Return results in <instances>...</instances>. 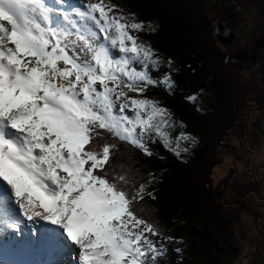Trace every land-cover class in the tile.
<instances>
[{
  "label": "snow or ice",
  "instance_id": "obj_1",
  "mask_svg": "<svg viewBox=\"0 0 264 264\" xmlns=\"http://www.w3.org/2000/svg\"><path fill=\"white\" fill-rule=\"evenodd\" d=\"M116 7L87 0L73 20L46 0H0V225H51L80 264H149L159 254L147 235L158 231L133 208L155 196L115 170L111 141L151 155L144 138L166 139L169 114L138 96L172 81L152 77L160 61L132 34L143 22Z\"/></svg>",
  "mask_w": 264,
  "mask_h": 264
},
{
  "label": "trees",
  "instance_id": "obj_2",
  "mask_svg": "<svg viewBox=\"0 0 264 264\" xmlns=\"http://www.w3.org/2000/svg\"><path fill=\"white\" fill-rule=\"evenodd\" d=\"M119 1L136 22H143L144 29L136 36L160 61L158 69L149 67L150 74L157 81L170 76L173 82L170 88L158 83L146 92L174 116L177 122L170 132L175 140L149 134L144 142L151 155L129 143L111 141L117 144L115 170L127 173L136 187L146 184L155 196H145L133 206L138 216L154 225L159 235L153 236L168 240L167 257L160 251L149 264H238L241 244L234 240L235 221L224 199L237 169L230 168L217 179L215 175L241 133L242 96L235 79L224 59L219 69L211 65L209 48L202 45L177 0ZM133 66L140 69L139 64ZM201 94L207 95L203 103L189 99ZM179 137L187 139L181 150Z\"/></svg>",
  "mask_w": 264,
  "mask_h": 264
},
{
  "label": "rangeland",
  "instance_id": "obj_3",
  "mask_svg": "<svg viewBox=\"0 0 264 264\" xmlns=\"http://www.w3.org/2000/svg\"><path fill=\"white\" fill-rule=\"evenodd\" d=\"M84 1L86 2L87 0ZM117 1L120 2L119 0H111V4L117 6L115 12L117 14H123L125 17H127L129 22L133 21V15L127 14V12L119 6ZM175 4H179L184 7V15L188 20L192 21V24L196 26V33L200 42L204 47L209 48L208 58L210 59L211 65L219 69L220 64L223 63L222 59H224L227 71L231 73L230 69L227 66L228 63L225 52L223 51V48L218 44L214 36L212 18L208 13V7L205 1L177 0L175 1ZM201 11L203 12V14L201 13ZM198 12H200L201 14H199ZM208 22L210 24V29ZM138 32L133 31L132 34L136 36ZM101 38L102 36L100 37V39ZM71 39H75V37H71ZM99 41H96V43H98ZM113 54L116 56L120 55V53H118L117 51H113ZM81 55L83 56L84 54L81 53ZM139 68H141V66H139ZM232 75L230 74L229 76ZM163 79L164 78H162V80ZM150 86L153 85L147 86L146 90ZM146 90L141 95H139L138 98H146L155 101L157 102L159 107L167 110V113L169 114L167 116L168 124L163 128V131L166 133V138L175 140L173 138V135L175 136V133L173 134V132L170 131L174 129L171 124L173 125L177 121L161 101L154 100L155 98L147 97L148 94ZM129 95L137 96V93H129ZM206 98L207 95L205 97L204 94H201L193 101L203 103L205 102ZM242 101L244 100L242 99ZM242 105L246 106L249 109V119H243L244 114L241 116V121L243 120L244 123H246L248 126V135H246V132L242 130L239 134L240 137H235V140L232 143L233 148L226 152L223 163L219 165L215 170V175L217 179L221 175L228 172L230 168L236 167L237 169L231 182H229L227 185V188L224 192V199L226 211L229 214V217L231 219L233 218L235 221V226H233L234 229L232 230L234 240L241 244V253L239 254L237 259L238 264H264V116H258V111L251 109L253 106L252 104L242 102ZM129 115H131V113H129ZM147 137L148 135L145 136L144 141ZM185 140L187 139L179 137V150H181V148L183 147V141ZM252 147L254 148L252 149ZM38 223L39 222L35 223V225ZM42 223L45 224L44 222ZM45 225L52 230V233L58 240V246H63L65 252L68 251L66 257H70L72 258V260L75 259L76 262L80 264V260L77 261V257H79V255L76 254H79L78 248L68 242L62 235H58V230L53 226L47 224ZM22 226L25 227V224L21 225V227ZM2 227L4 228V238H1V240L7 239L10 236L15 237L14 234L20 233L18 231L15 232V229L7 228L5 226ZM222 228L227 232L228 229L225 226H223ZM56 234L58 235V237H60L58 238ZM147 235L149 236V239H151L156 244L159 252L164 251L165 254H163L167 257L168 240L163 237L159 239L151 234ZM58 246L55 251L56 254L54 256L51 255L48 258L47 264H61L62 259L58 253ZM260 250H262L261 255L259 253ZM70 255H74V257H71ZM156 255V253H149L150 257ZM44 259L45 258L43 255V260Z\"/></svg>",
  "mask_w": 264,
  "mask_h": 264
},
{
  "label": "flooded vegetation",
  "instance_id": "obj_4",
  "mask_svg": "<svg viewBox=\"0 0 264 264\" xmlns=\"http://www.w3.org/2000/svg\"><path fill=\"white\" fill-rule=\"evenodd\" d=\"M204 1L212 18L214 36L225 52L227 66L237 83L242 102L252 104L251 109L263 116L264 0ZM241 110L245 114L243 119H249V109L242 105ZM242 130L248 135V126L243 120L238 125V132Z\"/></svg>",
  "mask_w": 264,
  "mask_h": 264
},
{
  "label": "bare ground",
  "instance_id": "obj_5",
  "mask_svg": "<svg viewBox=\"0 0 264 264\" xmlns=\"http://www.w3.org/2000/svg\"><path fill=\"white\" fill-rule=\"evenodd\" d=\"M30 226H33V225L27 224V222H26L25 223V227L24 226H22V227L23 228H28ZM22 227H21V229H22ZM11 229H13V228H11ZM3 231H4V228L2 226H0V240H1V238H4ZM15 232H17V230ZM18 232L21 233V230L18 231ZM15 237H16V235H15ZM12 239L14 241H16L15 238H12ZM58 248H60V251L58 253H59V255L61 256V259H62L61 264H65V263L78 264V262H76L75 259L72 260V258L66 257L67 256V252H68L67 249H66L67 252H65V250L63 249V246H59ZM39 251L36 250L35 247H33V248H25L22 251H20L19 253H17L13 260L10 259L9 257H7L6 255H4L3 253H1L0 254V256H1L0 260L1 261L0 262H1V264H40V262L43 261V255H41L40 256V260H38ZM76 254L79 255L78 253H76ZM71 257H74V255L71 256ZM47 261H48V259H47ZM77 261H79V257H77ZM46 264H47V262H46Z\"/></svg>",
  "mask_w": 264,
  "mask_h": 264
},
{
  "label": "clouds",
  "instance_id": "obj_6",
  "mask_svg": "<svg viewBox=\"0 0 264 264\" xmlns=\"http://www.w3.org/2000/svg\"><path fill=\"white\" fill-rule=\"evenodd\" d=\"M101 39L103 40V37H102ZM99 42H100V41H99ZM112 51H116V50L113 49ZM113 56H114V55H113ZM118 57H119V56H118ZM118 57H115V56H114V58H118Z\"/></svg>",
  "mask_w": 264,
  "mask_h": 264
},
{
  "label": "water",
  "instance_id": "obj_7",
  "mask_svg": "<svg viewBox=\"0 0 264 264\" xmlns=\"http://www.w3.org/2000/svg\"><path fill=\"white\" fill-rule=\"evenodd\" d=\"M219 35V26H218V28H217V36Z\"/></svg>",
  "mask_w": 264,
  "mask_h": 264
}]
</instances>
